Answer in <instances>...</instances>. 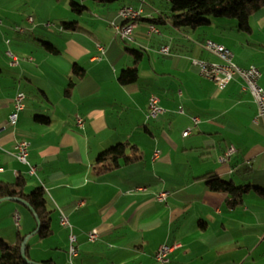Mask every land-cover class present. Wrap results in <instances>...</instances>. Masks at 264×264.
<instances>
[{
	"label": "crops",
	"instance_id": "0c3cea01",
	"mask_svg": "<svg viewBox=\"0 0 264 264\" xmlns=\"http://www.w3.org/2000/svg\"><path fill=\"white\" fill-rule=\"evenodd\" d=\"M61 1L0 0V181L12 183L23 175L30 179L28 191L42 187L53 211V234L45 239L49 248L36 242L32 247L37 221L15 200L0 203V208L15 204L0 209V231L18 212L31 261L69 264V231L59 223L63 210L77 235V264H158V247L174 242L182 247L170 264H264V199L251 191L242 206L231 209V196L207 190L203 179L213 172L236 186L264 189V123L254 122L257 103L241 79L220 90L192 63L218 60L203 47L211 39L232 51L240 67L259 68L264 87V9L251 18V32L243 33L230 19L211 18L193 30L174 28L166 20L168 11L156 4L164 0L82 3L88 8L82 15L67 12L79 26L68 32L62 29L66 11L57 10L71 0ZM123 5L144 9L129 41L109 23ZM159 16L166 21L165 32L149 35L148 20ZM43 42L59 53H49ZM163 46L170 47V55L161 54ZM129 50H140L144 57L138 80L123 85L122 71L134 65ZM8 52L19 58L16 65ZM74 64L85 74L68 94ZM20 92L26 107L11 127L9 116ZM152 95L166 111L157 118H148ZM193 117L200 122L184 137ZM21 140L30 143L33 176L17 159L14 147ZM119 143L136 145L141 159L99 175L98 157ZM232 147L235 153L221 161ZM161 191L170 193L164 203L156 201ZM94 229L99 240L91 243L88 233Z\"/></svg>",
	"mask_w": 264,
	"mask_h": 264
},
{
	"label": "trees",
	"instance_id": "16d2710c",
	"mask_svg": "<svg viewBox=\"0 0 264 264\" xmlns=\"http://www.w3.org/2000/svg\"><path fill=\"white\" fill-rule=\"evenodd\" d=\"M92 1L101 4L124 2V0ZM166 1L169 6V11L166 14V20L169 21L170 24L177 29H197L209 24V19L215 18L236 20L238 23V30L240 32L250 33L252 30L250 22L251 18L264 9V0ZM82 3H84V1ZM69 4L72 8V11L74 13H77V15H82L88 10L85 4H79L75 0H71ZM124 6L128 5H123L122 7ZM111 20L109 21V23L111 22ZM148 22L155 26H161L166 23L164 17L162 16L149 19ZM62 29L68 32H75L79 29L78 22H62ZM43 44L49 53H59V50L56 48V46L46 42H43ZM129 53L134 60V65L122 71L119 81L123 85L131 84L138 80V65L144 57V53L140 50H129ZM72 72L73 79H71L69 87L66 90L68 94L71 92V88L75 85L76 81L82 79L85 74V70L77 64H74ZM37 120H41L45 124H48L50 122L49 118L42 116H38ZM140 159L141 153L136 145L129 143H119L103 152L98 157L94 168L100 175L108 171L116 170L124 165L132 164L139 161ZM203 179L207 190L216 193L228 194L231 196V200L227 203V207L231 209L242 206L245 200V196L251 191L256 192L262 199H264V189L255 187L250 184L244 186H236L233 181H225L213 172L208 173ZM29 180L30 179L28 177L21 175L16 179L15 182L12 183L0 181V200L19 199L27 203L39 218L40 229L37 232V236L41 239H46L53 234V211L49 209L46 199V193L42 187L28 192ZM26 207L31 210L28 206ZM38 227L39 225L37 222V229ZM26 238L27 235H22L20 232H18L17 241L13 245H7L5 240L0 238V264H29L28 260L25 259L22 255V244ZM29 248V243H27L26 255L27 258L31 260L29 256ZM43 264L55 263L53 261H46L43 262Z\"/></svg>",
	"mask_w": 264,
	"mask_h": 264
},
{
	"label": "built area",
	"instance_id": "2783aa9c",
	"mask_svg": "<svg viewBox=\"0 0 264 264\" xmlns=\"http://www.w3.org/2000/svg\"><path fill=\"white\" fill-rule=\"evenodd\" d=\"M144 9L142 7L124 6L122 7L117 16L111 20L110 26L117 32V34L124 40H132L134 30L138 26L139 20L143 17ZM29 21L32 23L33 18L30 17ZM17 31L24 32L23 28H17ZM160 34V30L155 25L149 26V35ZM203 47L206 51L210 52L219 59V62H211L204 59H193L192 63L198 67L200 75L212 81L220 90L225 89L234 79L239 78L242 80L244 90L250 91L253 95L257 106L258 115L254 120L255 124L260 122L264 123V87L259 85V81L262 78V73L256 66H250L243 68L234 62V54L224 45H221L211 39L205 40ZM100 52L104 53V47L98 46ZM161 54L167 56L170 55V47L163 46L160 49ZM8 56L11 58V65H16L19 58L13 53L8 52ZM182 95V91L179 92ZM26 95L22 92L18 93L14 99V112L9 116V125L15 126L19 119V113L25 110ZM166 111L160 106V99L152 95L149 98L148 104V118H157L164 114ZM183 108H180V113H183ZM193 126L184 131L183 136L187 137L191 134L193 128L197 127L200 119L193 117ZM76 123L80 128L84 127L85 121L82 117L78 116ZM29 146L30 143L26 140L18 141L15 144L14 150L16 152L17 159L29 167V175L36 174V168L29 162ZM235 153V148L232 147L222 156L221 161H228ZM137 190H144L140 187ZM170 193L167 191H161L156 195V201L164 203L167 201ZM59 223L61 227L66 228L69 231L68 235V263L77 264L76 260L80 255L77 235L73 230V226L70 222L69 216L63 210H59ZM14 220L16 226H20V214L16 212L14 214ZM99 231L94 229L88 233V240L91 243H95L99 240ZM182 244L174 242L172 244H163L158 247L155 252L154 259L158 264H170L171 255L179 250Z\"/></svg>",
	"mask_w": 264,
	"mask_h": 264
},
{
	"label": "rangeland",
	"instance_id": "374dc122",
	"mask_svg": "<svg viewBox=\"0 0 264 264\" xmlns=\"http://www.w3.org/2000/svg\"><path fill=\"white\" fill-rule=\"evenodd\" d=\"M84 3H95L94 1L92 0H83ZM77 3L79 4H82V1H76ZM35 3H54V0H35ZM60 3H68L67 0H62ZM118 3V2H117ZM158 5V8L163 11V12H167L169 11V6H168V3L166 0L162 1L161 3H156ZM66 9V10H64ZM61 15L63 14L64 11H66V14H63L62 15V20L63 22H71L72 19L70 20V18H68L67 16V12L69 13H73V14H77V13H74L72 11V8L71 6H69L68 4L64 5V4H61L57 10ZM56 12V10L54 11V13ZM50 14V13H49ZM44 25L46 26V24L44 23ZM106 27V26H105ZM106 29H109V28H106ZM158 29L161 31V29H163V31L165 32V26H161V27H158ZM49 30V29H47ZM53 30L50 29L48 32H52ZM53 33V32H52ZM210 53V52H209ZM213 55V54H212ZM214 56V55H213ZM216 57V56H214ZM217 58V57H216ZM218 59V58H217ZM216 62H219V59L216 61ZM227 181V180H226ZM30 192V191H28ZM11 205H15L11 202H5V204H3V206H1L0 209H4V208H8V207H11ZM23 211H25L26 208H24L23 206H19ZM21 210V211H22ZM27 210V209H26ZM13 212V211H12ZM21 225H23V221L21 219L20 221ZM3 227L1 228V231H0V238H3L6 242L7 245H13L16 243V240H17V234L18 232H21L22 235H25L26 233V230L25 229H22V228H19L16 226L15 222H14V217H12V213L11 215L9 216L8 220L2 225ZM12 237V238H11ZM7 238V239H6ZM41 243L40 247L38 246V248H41L42 246L44 248H49L51 244L50 242H46L45 239H41L39 238L38 236H35L33 238V240L31 241L30 245H32V247H36L37 245H34V243ZM54 249L56 247H53ZM66 249V245L65 247H63L62 250L65 251ZM57 250V249H55Z\"/></svg>",
	"mask_w": 264,
	"mask_h": 264
},
{
	"label": "water",
	"instance_id": "95a60500",
	"mask_svg": "<svg viewBox=\"0 0 264 264\" xmlns=\"http://www.w3.org/2000/svg\"><path fill=\"white\" fill-rule=\"evenodd\" d=\"M7 200H15V201L21 202V203L25 204L26 206H28L31 209L30 211L34 214L35 219H36V221L38 222V225H39L37 231L35 232V234H36L39 231V229H40V223H39V218L34 213L33 209L27 203H25L24 201L19 200V199H2V200H0V203H2L4 201H7ZM27 243H28V239L26 238L25 241L22 244V255H23V257L28 260L29 264H38V263H35V262H33V261H31V260H29L27 258V255H26V246H27Z\"/></svg>",
	"mask_w": 264,
	"mask_h": 264
}]
</instances>
